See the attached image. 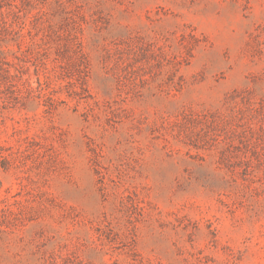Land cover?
Wrapping results in <instances>:
<instances>
[{
	"label": "rangeland",
	"instance_id": "374dc122",
	"mask_svg": "<svg viewBox=\"0 0 264 264\" xmlns=\"http://www.w3.org/2000/svg\"><path fill=\"white\" fill-rule=\"evenodd\" d=\"M0 264H264V0H0Z\"/></svg>",
	"mask_w": 264,
	"mask_h": 264
}]
</instances>
